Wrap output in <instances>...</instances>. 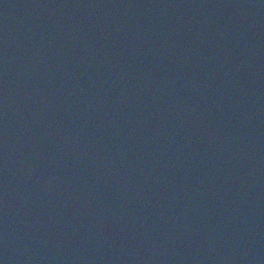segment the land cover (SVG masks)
<instances>
[{
  "label": "water",
  "instance_id": "water-1",
  "mask_svg": "<svg viewBox=\"0 0 264 264\" xmlns=\"http://www.w3.org/2000/svg\"><path fill=\"white\" fill-rule=\"evenodd\" d=\"M0 264H264V132L0 12Z\"/></svg>",
  "mask_w": 264,
  "mask_h": 264
}]
</instances>
